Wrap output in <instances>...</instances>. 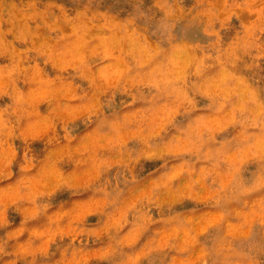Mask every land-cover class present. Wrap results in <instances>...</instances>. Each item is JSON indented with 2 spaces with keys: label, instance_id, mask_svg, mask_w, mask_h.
<instances>
[{
  "label": "rangeland",
  "instance_id": "374dc122",
  "mask_svg": "<svg viewBox=\"0 0 264 264\" xmlns=\"http://www.w3.org/2000/svg\"><path fill=\"white\" fill-rule=\"evenodd\" d=\"M0 264H264V0H0Z\"/></svg>",
  "mask_w": 264,
  "mask_h": 264
}]
</instances>
